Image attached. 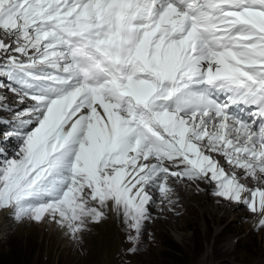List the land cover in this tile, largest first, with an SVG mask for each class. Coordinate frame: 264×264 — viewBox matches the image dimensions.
Instances as JSON below:
<instances>
[{"label": "snow or ice", "instance_id": "obj_1", "mask_svg": "<svg viewBox=\"0 0 264 264\" xmlns=\"http://www.w3.org/2000/svg\"><path fill=\"white\" fill-rule=\"evenodd\" d=\"M0 33V211L136 242L153 192L205 182L264 228V0H0Z\"/></svg>", "mask_w": 264, "mask_h": 264}, {"label": "rangeland", "instance_id": "obj_2", "mask_svg": "<svg viewBox=\"0 0 264 264\" xmlns=\"http://www.w3.org/2000/svg\"><path fill=\"white\" fill-rule=\"evenodd\" d=\"M3 130L6 128H0V136ZM13 142L16 147L17 140ZM212 197L218 198L213 192ZM205 200H200V206L190 200L193 210L185 217L176 212L174 219L167 222L159 218L146 221L136 242L127 239L135 233L111 211L106 212L101 222L89 224L79 242L47 221L13 220L8 234L0 238V254L10 243L29 240L35 250L31 264H152L166 251L163 242L171 240L182 250L181 259L186 264H264V228L251 229V218L243 214L229 215L219 221L222 214L208 213ZM242 209L247 210L244 205ZM151 210L152 217L155 206ZM133 247L136 251H128Z\"/></svg>", "mask_w": 264, "mask_h": 264}, {"label": "bare ground", "instance_id": "obj_3", "mask_svg": "<svg viewBox=\"0 0 264 264\" xmlns=\"http://www.w3.org/2000/svg\"><path fill=\"white\" fill-rule=\"evenodd\" d=\"M2 36L3 33H0V37ZM0 94L6 95L4 89H0ZM6 96L9 98L10 102L15 101V97L13 96V94H9V95L7 94ZM13 116L14 113H9L7 111L0 112V128L11 129L13 127V122H12ZM0 138H1L0 148H6L8 150L9 155H11L15 148V143L13 141L16 140V138L13 137L7 142H4L3 135L0 136ZM217 159H220V162L222 166H224L226 172L228 173L232 172V168L229 165H227L221 157H217ZM237 174L240 175L239 171ZM240 179L242 183H245L246 186L250 188L258 186V182L252 180L251 178H244L241 176ZM197 183L199 184V190H202L199 193L197 192L198 190L195 184L188 183L186 186L184 182L175 183L173 198L178 197L179 199L178 202L173 205H168L166 202H161V198L159 194L153 192L152 194L154 196V202L149 205L150 214H152L151 207L155 206V211L152 216L153 221L157 220V218H159V221L161 220V222L170 221L174 219L173 216L174 213L176 214V212L179 213L180 216L185 217L189 214V212H192L193 210V208L189 204L190 200L196 201L197 205L200 206V202H201L200 200L206 198L204 204L206 205V210L208 211V213H210L211 215H215L216 213L220 212L222 214L219 221H221L222 219L226 218L229 215L236 216L237 214H243L247 216V218H251L249 222L250 223L249 226L251 229L253 230L255 229L253 227L254 215L249 211L242 209L243 205L230 203L223 200L222 198H213L214 197V196L212 197L213 185L205 182H197ZM204 190H209V193L204 192ZM169 208H171L172 210H169ZM237 208L240 209L237 210ZM13 223L14 221L12 218H10L9 213L7 211H0V238H3L5 235L8 234L9 230L12 228Z\"/></svg>", "mask_w": 264, "mask_h": 264}, {"label": "trees", "instance_id": "obj_4", "mask_svg": "<svg viewBox=\"0 0 264 264\" xmlns=\"http://www.w3.org/2000/svg\"><path fill=\"white\" fill-rule=\"evenodd\" d=\"M163 242L166 251L157 257V262L152 264H186L181 259L182 250L171 240ZM29 240H18L10 243L9 248L0 254V264H31L35 255L34 247L29 245Z\"/></svg>", "mask_w": 264, "mask_h": 264}]
</instances>
